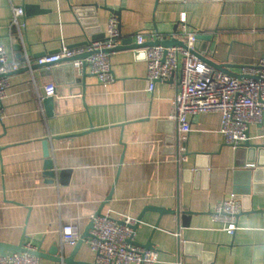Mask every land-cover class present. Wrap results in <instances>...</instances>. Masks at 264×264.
Wrapping results in <instances>:
<instances>
[{
  "label": "crops",
  "instance_id": "0c3cea01",
  "mask_svg": "<svg viewBox=\"0 0 264 264\" xmlns=\"http://www.w3.org/2000/svg\"><path fill=\"white\" fill-rule=\"evenodd\" d=\"M16 6L23 8L20 23L31 66L35 58L58 51L60 39L80 48L86 40L80 20L95 21L104 34L111 10L119 11L123 40L134 44L135 34L153 32L181 41L178 22L185 13L187 32L212 36L206 58L241 76L242 67L264 56V0H0V45L9 59L20 62L8 76L0 120V243L16 246L23 239V245L30 242L44 254L58 243L67 256L74 247L61 241L60 228L76 224L81 235L101 207V214L109 211L114 219H141L134 241H150L157 264H202V254L210 264H251L255 248L264 246V212L239 215L232 236L210 217L235 191L220 114L189 118L183 156L171 119L176 76L146 92L144 55L128 48L111 55L115 81L105 86L88 68L84 85L71 84L64 69H28L9 30ZM81 77L75 69V78ZM47 83L56 87L50 105L44 104ZM263 130L264 116L249 127V141L261 143ZM46 139L52 183L44 168ZM250 199L251 209H264L263 194ZM148 206L193 214L188 223L182 218L177 223L174 215L159 216L145 210ZM75 260L93 263L86 240ZM39 264L55 263L40 258Z\"/></svg>",
  "mask_w": 264,
  "mask_h": 264
},
{
  "label": "built area",
  "instance_id": "2783aa9c",
  "mask_svg": "<svg viewBox=\"0 0 264 264\" xmlns=\"http://www.w3.org/2000/svg\"><path fill=\"white\" fill-rule=\"evenodd\" d=\"M9 23L10 34L16 38L23 50L22 64L31 68L30 55L25 47L23 24L24 16L21 6L11 7ZM180 37L183 46L151 45L145 48L146 61V92L152 93L159 81H169L176 76L178 90L172 101L171 119L177 124L178 144L180 152L185 155L188 135L191 133L189 118L201 113L217 112L221 116L220 133L227 146L235 148L250 140L247 135L250 126L259 125L264 116V56L257 64L241 69V79L232 77L209 66L200 60L195 51V38L198 33L187 32L186 14L179 17ZM104 38L90 41L87 46L70 48L59 41L58 51L35 58V64L47 65L52 62L69 59L70 57L90 52L84 60L72 61L73 67L81 74L83 65L102 86L113 83L110 57L120 47L123 37L120 32L117 16L111 14L105 24ZM11 36V35H10ZM165 40L157 33L139 32L134 35V44ZM20 62L8 58L5 49L0 45V120L2 103L7 96L10 83L8 74L17 71ZM86 68V70H87ZM55 84L43 86L44 97L55 95ZM242 204L231 192L229 196L218 202L210 213L212 222L221 225V230L228 236L238 229V216ZM92 228L86 244L94 255V264H157L158 254L154 249H146L135 245L133 227L141 224L138 219L129 216L114 219L110 212L98 216L91 215ZM178 237V234H174ZM76 224H65L60 228L61 241L71 247L80 239ZM26 250L34 251L30 242L23 245ZM0 264H39V258L28 253H11L0 256ZM174 264H182L178 260Z\"/></svg>",
  "mask_w": 264,
  "mask_h": 264
},
{
  "label": "water",
  "instance_id": "95a60500",
  "mask_svg": "<svg viewBox=\"0 0 264 264\" xmlns=\"http://www.w3.org/2000/svg\"><path fill=\"white\" fill-rule=\"evenodd\" d=\"M119 11L111 10V14H114L115 16L119 15ZM80 25L83 28V33L85 37V42L80 44V47L87 46V43L90 41H97L104 38V34L101 32V29L97 27L95 21H93V25H88V23L85 24L84 21L80 20ZM89 26H95V27H89ZM90 36V38H89ZM212 36L199 34L195 38V51L200 60H203L206 62L209 66L211 65L213 68L222 71L225 74H228L232 77L236 78H243L238 75H234L232 73H229L226 71L225 65L222 64H216L212 60H208L206 58V54L209 50V41L211 40ZM162 44L164 46H174L179 45L183 46V43L177 39L173 40H163V41H157V42H145L141 45L132 44L131 39L128 40H122L121 46L118 47L116 50H121L122 48H128L132 50H137L140 53L144 55L145 48L151 45H157ZM16 50L19 48L18 45L15 46ZM90 52L83 53L81 55H76L73 57H70L69 59L60 60L58 62H52V64L47 65H37L31 66V70H35V68L38 67H51L53 70H59L64 69L67 71V73H70L71 76V84L74 83H82L84 85V79L87 77L88 74H86V68L87 65H83L82 69V77L81 78H75V68L73 67L72 61L74 60H84L88 55H90ZM24 70H28L27 68H24ZM9 76V74H8ZM53 101L52 97L46 98L44 100L45 105H50ZM247 135L249 136V131H247ZM259 137H262L261 143H251L249 140L247 142L240 144L238 146H235V148L231 146H227L229 148V166L233 169V182L235 184L234 186V193L236 194V198L241 201L242 204V211L239 215H248L250 213H262L263 210H253L250 208L251 194H263L264 195V130L260 131L258 134ZM62 138V137H59ZM178 138V134L174 138L176 140ZM43 151H44V157L48 158V160L45 162V169L47 170L46 176H47V182L52 183L53 178L55 177V172L52 167V163L49 160V151L47 146V139L43 141ZM1 151V148H0ZM110 196H108L109 198ZM145 210L153 211L157 213L159 216L164 213H168L170 215H174L176 218L177 223L179 222V219L182 218L183 223H188L189 216H191L192 212H181L179 208L176 211H166L165 209L161 208H154L151 206H148L145 208ZM101 214V207L96 211L94 215L98 216ZM138 221L141 223V219L139 218ZM158 223V222H157ZM140 224H137L133 227V230L135 231L136 228ZM92 228V221L89 223L87 228L84 230V232L80 235V239L77 241V243L74 245V248L70 252L69 255L65 256V250L63 246H60L58 243L53 244L52 247L47 251L46 254L39 251V248L35 251L26 250L23 248V239L21 242L16 245H9V244H2L0 243V256L4 257L5 252L9 251L11 253H28L30 255H33L37 258H47L51 261H53L55 264H94V263H88V262H82L75 260V253L78 250L79 246L83 243V241L87 240L89 235V232ZM153 229H157V226H153ZM135 245L146 248V249H153V246L150 241L146 242L144 245H139L137 242H133ZM255 253L253 257V261L251 264H264V246H258L255 248ZM202 264H210L212 260L206 259L204 257V254H202Z\"/></svg>",
  "mask_w": 264,
  "mask_h": 264
}]
</instances>
